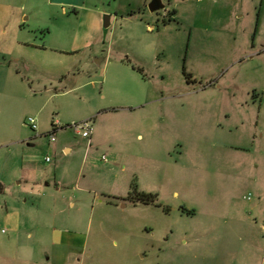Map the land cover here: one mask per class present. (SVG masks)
<instances>
[{"label":"rangeland","instance_id":"374dc122","mask_svg":"<svg viewBox=\"0 0 264 264\" xmlns=\"http://www.w3.org/2000/svg\"><path fill=\"white\" fill-rule=\"evenodd\" d=\"M152 1L0 0V46L34 41L19 75L0 64V264H264V50L247 29L264 1ZM85 32L102 42L76 51ZM85 121L96 149L70 128ZM59 230L84 247L61 253Z\"/></svg>","mask_w":264,"mask_h":264},{"label":"crops","instance_id":"0c3cea01","mask_svg":"<svg viewBox=\"0 0 264 264\" xmlns=\"http://www.w3.org/2000/svg\"><path fill=\"white\" fill-rule=\"evenodd\" d=\"M85 1L86 0H70V3H69V1H67V3H66V1H63V0H50V3L53 5H57V6H62V5H66V4L70 5L71 4L73 6L82 7L83 2H85ZM263 1L264 0H261L262 3H263ZM82 11L85 12L84 10H82ZM170 12H172V11H170ZM62 14L66 15V11L62 10ZM96 15H95L96 17L94 20V24L93 25L91 24V25L93 26L92 31L94 30L96 32V34H99V32L102 31L101 30L102 29L101 28L102 16H103V21H104L106 18V16H105L106 14L104 12L97 11ZM108 18H109V16H108ZM173 18H174V16L171 17V19H173ZM235 18H241V15H236ZM89 29L91 30V28H89ZM89 29H87V31H90ZM148 29L152 30V27H148ZM247 29L250 33H253V38L255 41L257 39H259V45L258 46L257 45H251V51H253L254 54H257L259 56L261 54V52L264 50V20H262V16L257 15L255 25L247 27ZM0 35H2L1 32H0ZM2 36H5V33ZM101 40L102 39L100 37L92 38V36H88L87 32H85L84 35L81 37V41L78 42L75 50L79 51V52H81L83 50H87L92 45L99 44L100 42H102ZM256 47H258V48H256ZM17 49L18 50L21 49L23 51H26V52H24V55L26 56V54H27L29 56V58L32 59L30 62L34 61V41H32V42L31 41H24V42L23 41L22 42L16 41L12 45V48H11L12 51H10V52H8L7 44L4 43L2 46H0V54L2 55V57L0 59V64L3 66L6 65L5 69L9 75H11V74L19 75V73L17 72V67H16L17 64L14 63L16 58H13V54H14V52H17V51H15ZM21 50H20V52H21ZM76 51H73V52H76ZM17 59H19V58H17ZM235 59H237V57H235ZM27 61L29 63V60H27ZM105 110H107V109L100 111L98 113L99 115L92 117V119L94 120V124H96L98 122V120L103 115H108V114L112 113L110 111H105ZM103 123H104V125L106 124L105 122H103ZM106 128H109V126L106 125ZM89 141H90V145H89L90 148L93 146L96 149L101 144V140L97 141L96 138L89 139ZM108 143L109 142L106 141L107 145H108ZM67 150L68 149H65V151H67ZM110 198L125 199L126 197H121L119 195H116L112 191L109 195V199L107 201L108 203L111 202ZM81 236H82V234H79V233L65 231V230H59V231H52L51 240H52L53 245H55L56 247L61 249V253H65L67 256L68 255H76L77 254L76 250L78 248H80V246H82V248H83L85 245L84 241L81 242V238H79ZM39 239H40V237L38 236L35 240V246L40 251L41 245L39 243ZM52 244H50V245L53 246ZM42 248H43V251L47 250V249H45L44 246H42ZM46 253L48 254L49 251L47 250ZM50 257H46L47 258L46 260H49Z\"/></svg>","mask_w":264,"mask_h":264},{"label":"built area","instance_id":"2783aa9c","mask_svg":"<svg viewBox=\"0 0 264 264\" xmlns=\"http://www.w3.org/2000/svg\"><path fill=\"white\" fill-rule=\"evenodd\" d=\"M26 124L30 127L32 131H36L37 127L33 119H29L26 121ZM73 129L74 133L78 136H81L84 139H90L92 135V126L89 121L82 122L81 124H75L70 127ZM57 130L56 127L53 126L52 132L49 135V141L53 143L55 141L54 133ZM103 161H106V158L102 157ZM46 162H49V159H46ZM0 231L4 233V230L0 228Z\"/></svg>","mask_w":264,"mask_h":264},{"label":"trees","instance_id":"16d2710c","mask_svg":"<svg viewBox=\"0 0 264 264\" xmlns=\"http://www.w3.org/2000/svg\"><path fill=\"white\" fill-rule=\"evenodd\" d=\"M175 14V11L171 12V15ZM166 25V24H165ZM183 73L186 77H189L185 74L184 70ZM134 204H143V205H154L157 201V196L155 194L150 193H136L134 197H129Z\"/></svg>","mask_w":264,"mask_h":264},{"label":"water","instance_id":"95a60500","mask_svg":"<svg viewBox=\"0 0 264 264\" xmlns=\"http://www.w3.org/2000/svg\"><path fill=\"white\" fill-rule=\"evenodd\" d=\"M161 8H163V5H162V2L160 0H154L148 6V9L151 13H154ZM107 26H108V16H106V18H105V27H107Z\"/></svg>","mask_w":264,"mask_h":264}]
</instances>
